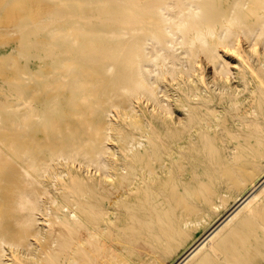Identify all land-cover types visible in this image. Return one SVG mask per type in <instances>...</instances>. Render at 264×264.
<instances>
[{"label":"bare ground","instance_id":"obj_1","mask_svg":"<svg viewBox=\"0 0 264 264\" xmlns=\"http://www.w3.org/2000/svg\"><path fill=\"white\" fill-rule=\"evenodd\" d=\"M98 1L74 0L65 26L46 33L69 53L53 60L55 79L43 72L47 56L30 77L8 62L16 77L0 108V264L264 257V0H110L109 30L74 17ZM88 37L106 44L102 56ZM141 100L152 110L110 143L111 107ZM45 150L81 156L92 175L56 187L37 155Z\"/></svg>","mask_w":264,"mask_h":264},{"label":"rangeland","instance_id":"obj_2","mask_svg":"<svg viewBox=\"0 0 264 264\" xmlns=\"http://www.w3.org/2000/svg\"><path fill=\"white\" fill-rule=\"evenodd\" d=\"M74 0H0V108L12 103L14 94L12 85L15 82L16 72L9 61L15 66H24L27 76L36 75V69L30 66H44L43 63L35 61L47 56V64L43 72L48 79H55L57 62L53 63L56 57L66 58L69 53L55 41L45 38L46 33L60 31L65 26V16L72 11ZM119 3L123 0H116ZM110 0H100L93 3L85 11L74 12L75 18L88 21V26L101 27L109 30V12L106 11ZM76 10V9H74ZM43 29V30H42ZM85 47L94 49L98 56H102L106 44L101 40H93L88 37L85 40ZM221 53L224 58L235 66L233 54ZM56 60V59H55ZM95 64V62H94ZM198 66H211L207 63H200ZM119 66L112 68L116 70ZM55 72H54V71ZM33 84L34 80L28 81ZM56 83V82H55ZM112 83H110V86ZM119 83L112 88L118 92ZM110 86L105 90L104 99L111 101L113 91ZM113 87V86H111ZM57 93H62L58 91ZM61 101V98L59 99ZM133 103L130 108L123 109L118 105L112 106L108 112L110 120L109 139L110 143H119V136L135 124L145 107L152 110L150 105L143 100ZM147 103V104H146ZM0 109V113H1ZM39 158L49 159L51 162L47 173L49 181L57 182L55 186L65 185L68 189L74 190L80 180L89 178L92 175V165L87 163L81 156L75 160L56 157L50 151L38 152ZM250 264H264V257H257L250 261Z\"/></svg>","mask_w":264,"mask_h":264}]
</instances>
